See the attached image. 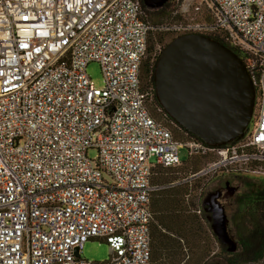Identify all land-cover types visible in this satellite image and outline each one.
<instances>
[{
	"label": "built area",
	"instance_id": "1",
	"mask_svg": "<svg viewBox=\"0 0 264 264\" xmlns=\"http://www.w3.org/2000/svg\"><path fill=\"white\" fill-rule=\"evenodd\" d=\"M174 6L164 30L227 43L250 74L254 127L225 145L194 137L145 87L154 26L140 0H0V264H151L152 193L179 183L153 184L154 169L180 167L183 147L213 155L187 179L264 176V0ZM92 238L107 260L82 257Z\"/></svg>",
	"mask_w": 264,
	"mask_h": 264
},
{
	"label": "water",
	"instance_id": "2",
	"mask_svg": "<svg viewBox=\"0 0 264 264\" xmlns=\"http://www.w3.org/2000/svg\"><path fill=\"white\" fill-rule=\"evenodd\" d=\"M143 2L159 8L168 0ZM154 77L159 102L205 143L222 146L245 134L255 109L254 86L243 59L220 40L200 33L174 37L162 50ZM229 184L204 196L202 206L213 233L235 251L238 241L221 200Z\"/></svg>",
	"mask_w": 264,
	"mask_h": 264
},
{
	"label": "rangeland",
	"instance_id": "3",
	"mask_svg": "<svg viewBox=\"0 0 264 264\" xmlns=\"http://www.w3.org/2000/svg\"><path fill=\"white\" fill-rule=\"evenodd\" d=\"M149 9L158 10V8ZM174 9L175 6L172 4L166 10L160 11L157 16L147 11L148 19L154 26L150 38L153 53L155 50L159 51L160 48L163 50L175 37L172 32L162 28V26L169 24L175 18L173 17ZM224 45L229 47L227 43H224ZM87 72L95 85H104L103 71L99 62H89ZM144 81L143 83L147 87L150 83L146 82V80ZM256 115L257 112L255 110L248 129L254 127ZM176 135L180 138L183 137L180 133ZM96 153L95 149L88 151L89 156L92 158L95 157ZM179 156L183 163H187L186 165L173 169H158L153 177L154 181L158 180L165 184L175 180L179 182L153 195L154 224L161 222L163 226H166L164 228L160 225L167 239V245L158 251L159 262L157 263L202 264L201 254L205 248H209L211 254L205 264H227L223 257L220 256L222 244L212 234L211 225L205 219L206 215L204 216V214L207 212L204 211V214H198L194 210L199 205L203 208L202 200L204 196L219 187H224L226 182H229V185L232 186L231 189L234 188L233 190L225 189L221 194V200L226 204L225 212L229 218V227L236 237V230L232 221L233 215L235 211L243 208L242 202H245L249 196L264 186V176L246 175L243 179H238L235 176L227 175L229 179L223 183L218 179L220 175L226 176L225 174L209 173L190 180L187 177L204 167L209 160L213 159V155H198L197 160L195 159L188 164L193 157H190L187 148L183 147L179 150ZM151 161H155V158H152ZM205 207H208V205L206 204ZM81 255L83 258L93 261L107 260L109 258V245L101 238L89 239L85 243ZM255 264H264V258Z\"/></svg>",
	"mask_w": 264,
	"mask_h": 264
},
{
	"label": "trees",
	"instance_id": "4",
	"mask_svg": "<svg viewBox=\"0 0 264 264\" xmlns=\"http://www.w3.org/2000/svg\"><path fill=\"white\" fill-rule=\"evenodd\" d=\"M140 1H141L142 8L144 10V16L146 19H148L147 11L157 16L158 13H160V11L166 10L169 6L171 7L172 4L174 6V0H168V2L164 4L163 6L159 7L158 10L157 9L150 10L144 4L143 0H140ZM152 53H153V47L151 44H149L148 55L142 63V80L143 81L146 80V82L155 85L154 75H155L157 61L159 59L161 52H158V54L156 55L153 67H151V63H150V59L152 58ZM239 56L243 58V56L240 53H239ZM193 136L200 139L199 137L195 135ZM197 158H198L197 156H193L192 160L188 162V164L194 161L195 159L197 160ZM186 164L187 163H183L181 166L186 165ZM161 168L162 169H173V168H166V167L158 165L154 169V174L157 173L156 170L161 169ZM154 174H153V177H154ZM153 177H152L153 184H162V185L165 184L158 180L154 181ZM166 188L167 187L156 190L152 193L151 209H152L153 195ZM242 205H243V208H240L239 210L235 211L233 218H232V221L234 222V226L236 230V235H237L236 239L238 241L237 250L229 251L227 249V246L223 245L220 242L222 244L220 256L223 257V259L226 261L227 264H248V263L255 264L264 258V186H262L260 189L254 192V194L249 196L245 202H242ZM152 212H153V209H152ZM205 219L207 220L206 216H205ZM154 221L155 220H154V212H153V220L151 223V235H152L151 264H160V263H157L159 262L158 261L159 259L158 251L159 249H162L164 248L165 245H167V242H166L167 239L165 237L166 234L163 232L160 226L162 225V223L160 222L161 224L160 223L154 224ZM163 227L166 228L165 225ZM212 234L216 237L213 231H212ZM204 252L208 253L209 255L211 254L210 253L211 251L209 248L207 249L205 248Z\"/></svg>",
	"mask_w": 264,
	"mask_h": 264
},
{
	"label": "flooded vegetation",
	"instance_id": "5",
	"mask_svg": "<svg viewBox=\"0 0 264 264\" xmlns=\"http://www.w3.org/2000/svg\"><path fill=\"white\" fill-rule=\"evenodd\" d=\"M208 222L210 223V221H208ZM201 255H202V258H201L202 264H205V262L210 258V255L208 253H205L204 250H203Z\"/></svg>",
	"mask_w": 264,
	"mask_h": 264
},
{
	"label": "crops",
	"instance_id": "6",
	"mask_svg": "<svg viewBox=\"0 0 264 264\" xmlns=\"http://www.w3.org/2000/svg\"><path fill=\"white\" fill-rule=\"evenodd\" d=\"M228 179H229V178H228L227 175H226V176L220 175L218 180L224 183V182H226ZM207 220H208V219H207ZM208 221H209V220H208Z\"/></svg>",
	"mask_w": 264,
	"mask_h": 264
}]
</instances>
